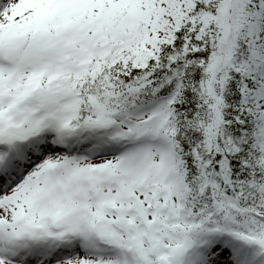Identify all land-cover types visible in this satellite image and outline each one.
Wrapping results in <instances>:
<instances>
[{
  "label": "snow or ice",
  "instance_id": "1",
  "mask_svg": "<svg viewBox=\"0 0 264 264\" xmlns=\"http://www.w3.org/2000/svg\"><path fill=\"white\" fill-rule=\"evenodd\" d=\"M0 264H264V0H0Z\"/></svg>",
  "mask_w": 264,
  "mask_h": 264
}]
</instances>
